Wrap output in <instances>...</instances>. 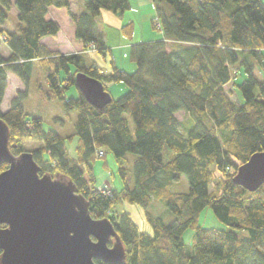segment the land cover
<instances>
[{"label":"trees","instance_id":"1","mask_svg":"<svg viewBox=\"0 0 264 264\" xmlns=\"http://www.w3.org/2000/svg\"><path fill=\"white\" fill-rule=\"evenodd\" d=\"M70 1L0 0V119L9 130L10 153H31L40 175L71 180L90 216L114 226L125 264H264V184L251 193L232 181L239 166L264 152V0H149L156 15L151 25L160 35L129 46L132 72L116 66L98 27L102 13L122 19L129 1L85 0L80 12L71 10ZM13 6L16 23L9 32L2 27ZM62 11L80 52L56 53L42 44L63 30ZM132 33L131 21L119 29L127 40ZM8 73L25 89L4 112ZM78 73L99 81L107 93L110 84L125 92L101 108L91 105L76 89ZM238 76L243 81L236 85ZM234 87L242 102L232 98ZM70 88L74 98L65 96ZM31 90L41 102L59 101L64 116L75 113L73 134L46 131L41 116L26 112ZM178 112L189 117V126H181ZM74 137L72 156L66 140ZM28 142L38 146L27 150ZM104 150L122 185L110 194L93 186L91 162ZM181 177L186 192L177 190ZM154 201L171 215L168 222L149 211ZM123 203L143 210L148 231L117 210ZM206 208L228 229L199 227ZM187 229H193L191 246L183 240Z\"/></svg>","mask_w":264,"mask_h":264},{"label":"water","instance_id":"2","mask_svg":"<svg viewBox=\"0 0 264 264\" xmlns=\"http://www.w3.org/2000/svg\"><path fill=\"white\" fill-rule=\"evenodd\" d=\"M75 86L91 105L111 101L99 81L82 73ZM2 165L7 168L0 172V264H125L112 223L90 216L89 203L67 177L40 175L31 153L13 156L0 119ZM232 181L251 193L264 184V152L239 166Z\"/></svg>","mask_w":264,"mask_h":264},{"label":"rangeland","instance_id":"3","mask_svg":"<svg viewBox=\"0 0 264 264\" xmlns=\"http://www.w3.org/2000/svg\"><path fill=\"white\" fill-rule=\"evenodd\" d=\"M130 4V11L124 13L122 19L120 20V26H124L129 21L133 24V33L130 40L123 38L119 34V29L116 28V20L112 19L111 16L107 17V20L101 22L99 21L98 27H103L104 32V41L106 45L111 49V55L115 57L116 66L126 72H132L131 69H128V65H130L128 60V52L129 46L132 44L140 43V42H147V41H155L160 33L157 29H154L151 25V20L155 18V12L153 9V3L149 0H128ZM71 10L75 12H80L83 10V3L81 0H71ZM63 12V11H62ZM60 17V24L63 27L61 31V35H59L57 42H53L52 40H45V43L50 46L51 50L56 53L61 54H69L74 51L79 46L73 42L72 34L73 26L68 24L67 16L63 12L62 14H58ZM67 19V20H66ZM16 23V9L13 6L11 10L8 12V19L6 20L3 29L12 32L13 26ZM115 26V27H114ZM118 29V30H117ZM80 49V48H79ZM77 53V52H72ZM125 54V58H122V55ZM88 55V54H87ZM89 55H94L93 52H89ZM7 87L8 93L7 98H11V100L16 96L18 92H23L25 89L23 83L19 81L13 74H7ZM40 80L41 85L43 84L44 88L46 87L45 81H43V77L39 76L35 77L34 79ZM243 81V76H238L236 79V85H239ZM30 89V86H29ZM109 93L113 99L119 98L124 92V86L121 84H110L109 85ZM76 89L70 88L68 91L65 92V96L67 98H74L76 96ZM4 100L3 105L1 106L2 111H6L9 103L8 99ZM39 94L34 93V90H31L29 93V97L24 102L25 110L28 114L38 115L41 116L43 119V128L44 130H54L58 132L63 137L69 136L73 134L74 128L73 124L75 122V113H71L69 118L64 116L61 110V103L57 100L41 102L39 100ZM232 98L237 102H242L241 95L237 89L234 87L232 89ZM10 100V101H11ZM60 118L62 122L56 121L55 118ZM177 119L181 122V126H189V117L185 115L183 112H178L176 114ZM128 125L130 129H133V124L128 119ZM182 128V127H181ZM77 138L74 137L71 141L66 140V147L70 155H75V147H76ZM38 146L35 142H28L26 144V149H33ZM104 156L98 155L99 158H96L92 165V172L94 177L93 186L96 189H104L105 186L109 190L108 193L110 194L112 190H120L121 189V182L119 180L117 174V166L114 161L112 154L108 151L104 150ZM85 179H88V173L86 172L84 175ZM177 190L181 192H186L188 190L187 181L184 177H181V182L178 185ZM118 211L122 212H129L132 214V219L138 225L141 231H148L149 227L145 222L143 210L136 208L134 206H127L124 203L121 204L118 208ZM149 211L155 216H161L164 218L165 221H169L171 219V215L166 212L165 207L162 203L154 201L151 206L149 207ZM198 226L202 229H217V230H226L228 229L224 224L218 221L213 212L210 208H206L202 211L198 219ZM238 236H246V231L237 230L235 231ZM193 236V229H187L183 233V240L186 245L191 246Z\"/></svg>","mask_w":264,"mask_h":264},{"label":"crops","instance_id":"4","mask_svg":"<svg viewBox=\"0 0 264 264\" xmlns=\"http://www.w3.org/2000/svg\"><path fill=\"white\" fill-rule=\"evenodd\" d=\"M82 1V3L85 1V0H81ZM70 5H71V7H72V4H71V1H70ZM105 16H107V17H109V16H111V18L112 19H114L115 17L114 16H112V15H110L109 13H102L101 14V20L102 21H104V20H107L108 18H106ZM110 18V17H109ZM116 19V18H115ZM116 24H117V27L116 28H120L119 26H120V20L119 19H117L116 20ZM115 27V26H114ZM118 30V29H117ZM62 31V30H61ZM59 32L57 35H56V37H54V38H44V39H42V44H44V45H46L50 50H51V48H50V46L49 45H47V43H45V40H52L53 42H57V39H58V37H59V35H61V33L62 32ZM99 31L102 33V35H103V38H104V32H103V27L102 28H99ZM105 39V38H104ZM72 40H73V42L75 43V41H74V39L72 38ZM77 44L75 43V46H76ZM79 46V45H78ZM80 48V49H79ZM82 49H81V47L79 46L78 48H76L74 51H72V52H80ZM52 51V50H51ZM71 52V53H72ZM124 55L125 54H123L122 55V58L124 57ZM112 57H113V59H114V61H115V64H116V60H115V57L112 55ZM91 58L99 65V66H104L105 64L103 63L104 61L102 60V58L101 57H98V56H96V55H92L91 56ZM125 58V57H124ZM128 69H131V71H133L134 70V66L132 65V64H130V65H128ZM8 76V75H7ZM8 78V77H7ZM8 83V82H7ZM8 86V85H7ZM123 92H125V88H124V90H123ZM7 93H8V87H6V90H5V94H4V98H3V102H2V105H3V103H4V100L7 98ZM8 99V103L10 102V100H11V98L9 99V97L7 98Z\"/></svg>","mask_w":264,"mask_h":264},{"label":"built area","instance_id":"5","mask_svg":"<svg viewBox=\"0 0 264 264\" xmlns=\"http://www.w3.org/2000/svg\"><path fill=\"white\" fill-rule=\"evenodd\" d=\"M98 155L102 156V152H100ZM99 191L102 192V193H108L109 190H108L107 187L105 186L104 189H99Z\"/></svg>","mask_w":264,"mask_h":264}]
</instances>
